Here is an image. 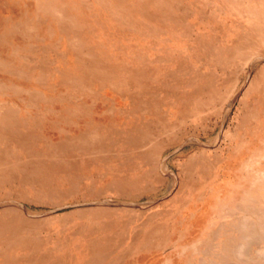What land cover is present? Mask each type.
<instances>
[{"label": "rangeland", "instance_id": "rangeland-1", "mask_svg": "<svg viewBox=\"0 0 264 264\" xmlns=\"http://www.w3.org/2000/svg\"><path fill=\"white\" fill-rule=\"evenodd\" d=\"M259 73L264 0H0V264H205Z\"/></svg>", "mask_w": 264, "mask_h": 264}, {"label": "bare ground", "instance_id": "bare-ground-1", "mask_svg": "<svg viewBox=\"0 0 264 264\" xmlns=\"http://www.w3.org/2000/svg\"><path fill=\"white\" fill-rule=\"evenodd\" d=\"M263 78H262L260 73L257 74V78L255 80L253 79L255 82L251 84V88H250L249 92L253 91L254 88H256V86H255L256 80L258 82ZM207 82H209L211 84L212 79H209ZM196 89H198V88H196ZM194 90H195V88H194ZM197 96H199V95H197ZM262 99L263 98H261V100ZM248 109H249V107H248ZM151 112H152V110H151ZM152 115H154V113ZM250 118H252V117H250ZM247 126H249V124ZM261 141H262V139H261ZM119 144H121V143H119ZM129 149H130V147H129ZM260 155H262V154H260ZM110 156H111V154H110ZM110 156H109V158H110ZM254 156H255V152L252 154V157H249V159L247 161L245 160V162L242 163L243 169L249 170L248 167H249V165L252 164ZM97 157H99V155ZM105 157H107V156H105ZM193 158H194V156H193ZM113 159H114V157H113ZM95 161H97V160H95ZM111 170L112 169H110V171ZM112 173H114V172H112ZM203 174H204V176H208V172H204ZM262 174H264V173H262ZM258 179H259V177H258ZM122 180H124V179H122ZM232 197H233L232 202H228V203L227 202H219V204H218V205H221V206H219V209L221 210V208H222V211H223L222 216H221L222 219H220L217 222V227L214 230V232L212 233L213 239L210 242L209 246L202 248L203 249L202 254L205 253V256H204L205 259L203 257L202 260H204L205 264H209L208 262H212V261H216L217 264H220V263L224 264L226 262H233V263L236 262V264H264V196L263 197L262 196L261 197H255V196H252L250 194H244L242 197H237L236 195H234ZM228 209L231 210V212H230L231 215L230 214L227 215V213L225 212Z\"/></svg>", "mask_w": 264, "mask_h": 264}, {"label": "crops", "instance_id": "crops-1", "mask_svg": "<svg viewBox=\"0 0 264 264\" xmlns=\"http://www.w3.org/2000/svg\"><path fill=\"white\" fill-rule=\"evenodd\" d=\"M201 243V242H200ZM206 244V241L204 242V244L202 245V248L204 247V245Z\"/></svg>", "mask_w": 264, "mask_h": 264}]
</instances>
